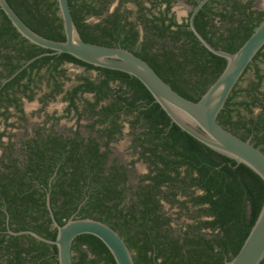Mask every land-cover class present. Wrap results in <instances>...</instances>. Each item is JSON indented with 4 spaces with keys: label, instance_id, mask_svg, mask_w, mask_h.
Wrapping results in <instances>:
<instances>
[{
    "label": "trees",
    "instance_id": "trees-1",
    "mask_svg": "<svg viewBox=\"0 0 264 264\" xmlns=\"http://www.w3.org/2000/svg\"><path fill=\"white\" fill-rule=\"evenodd\" d=\"M183 1L196 6L200 0ZM7 2L33 31L64 40L55 0ZM172 2L147 0V7L140 1L135 11L119 3L109 13L107 0H68L85 42L131 51L173 90L198 101L226 61L198 43L188 29V19L176 21ZM92 17L99 22L88 23ZM263 19L264 11L254 9L249 0H209L194 24L213 47L234 53ZM263 50L245 70L217 121L264 153V73L258 67ZM47 52L20 37L0 10V119L4 126H13L9 120L14 115L25 121L23 99L37 101L44 112L60 98L63 115H48L45 123L72 119L75 128L89 132L86 138L78 131L64 137L39 127L24 142L21 160L14 156L12 144L2 142L11 136L0 132L1 158L5 159L0 163V264H57L55 246L29 235H10L5 227L9 217V230H30L54 240L56 230L45 205L47 191L60 225L72 215L107 224L124 239L135 264L230 261L260 212L262 180L172 124L143 85L125 73L95 68L66 54L45 55L22 68ZM68 65L83 72L72 79ZM250 69L252 77L241 88ZM84 120L88 124H81ZM125 130L135 157L124 165L111 157V146ZM138 162L146 172L130 183ZM72 262L115 264L107 248L90 235L75 238Z\"/></svg>",
    "mask_w": 264,
    "mask_h": 264
},
{
    "label": "water",
    "instance_id": "water-1",
    "mask_svg": "<svg viewBox=\"0 0 264 264\" xmlns=\"http://www.w3.org/2000/svg\"><path fill=\"white\" fill-rule=\"evenodd\" d=\"M61 20L64 40L46 38L29 28L13 10L7 0H0V10L14 30L30 44L48 51L30 59L22 68L45 55L66 54L95 68L125 73L138 80L167 115L172 124L214 152L243 164L264 183V153L250 139L243 140L223 128L217 121L227 99L247 67L264 47V19L240 48L229 53L213 47L196 29L194 18L209 0H200L190 8L188 29L198 43L208 52L226 61L217 79L198 101H192L172 89L143 59L120 46L110 47L85 42L73 21L68 0H55ZM7 81V80H6ZM5 81V82H6ZM55 174L50 178V182ZM49 183V188H50ZM50 191L46 193V209L56 230L54 240L34 231L7 233L13 236L29 235L34 239L56 247L57 264H73L72 243L78 236L97 238L109 251L115 264H135L133 254L124 239L107 224L72 215L60 225L50 206ZM264 260V200L260 212L237 254L226 264H260Z\"/></svg>",
    "mask_w": 264,
    "mask_h": 264
},
{
    "label": "rangeland",
    "instance_id": "rangeland-1",
    "mask_svg": "<svg viewBox=\"0 0 264 264\" xmlns=\"http://www.w3.org/2000/svg\"><path fill=\"white\" fill-rule=\"evenodd\" d=\"M258 4L260 3V5H257L256 3V7L260 8L262 10H264V1L263 0H257L256 1ZM116 3L115 1L112 2L111 4V8H115ZM130 10L135 11V8L133 7H129ZM172 13L175 16V19L177 22L179 23H184L187 18H188V14H189V8H187L180 0H175L173 6H172ZM89 23H95L96 21L92 18L88 19ZM264 52V50H263ZM258 67L261 69V71L264 73V57L260 58V60L258 61ZM66 68L68 69V74L69 76H71V78L73 79V75L79 73L80 71L76 69V67H71V66H66ZM252 77V70L250 69L246 75L244 76L242 82L240 83V87L244 88L246 85V82ZM72 83H70L68 86H70ZM64 103H62L60 101V98H57L56 101H54L53 103L49 104V106L47 107V113L48 114H53L55 116H61L63 115V110H64ZM24 109L25 112L27 114L28 117V130H31L33 127H39L41 126L44 117L42 113H38L39 110V105L36 101H32V102H25L24 104ZM13 121V120H11ZM74 121L72 119H66L61 121L60 123H58V125L55 126V129L61 132H65L66 130H68L69 128L73 127ZM83 125L88 124V121H82ZM3 124L2 121H0V130H3ZM82 131L86 132L87 130L82 127L81 128ZM8 130V129H7ZM8 133L11 132L10 134L14 133V137L12 138V142H19V140H22V131L21 129H15L13 131H7ZM5 142H7V139L4 138ZM130 140L131 137L128 134V131L125 130L124 131V135L121 137V139L114 144V150L116 153L117 158L119 159L120 162L124 163V164H128L130 163L131 160H133V158L135 156L132 155V152L130 150L129 144H130ZM0 154H1V150H0ZM146 172V167L142 162H138L136 163L135 167H134V171L132 172V174H130L129 177V181L130 183H135L136 182V176H139L141 174H144ZM179 222V221H178ZM177 224V223H176Z\"/></svg>",
    "mask_w": 264,
    "mask_h": 264
},
{
    "label": "flooded vegetation",
    "instance_id": "flooded-vegetation-1",
    "mask_svg": "<svg viewBox=\"0 0 264 264\" xmlns=\"http://www.w3.org/2000/svg\"><path fill=\"white\" fill-rule=\"evenodd\" d=\"M107 1H109L111 4H112V2L113 1H115V3H116V6L119 4V3H121V4H123V6H124V9H126V10H128V11H130V6L131 7H133V8H135V10H136V8H137V6H136V4L135 3H137V2H140V1H143L144 2V5H146L147 7H150V4L149 3H147V0H107ZM187 8H192V7H194V6H191V5H188V4H186L183 0H180ZM244 1H248V0H244ZM249 1H251L252 2V5H253V7H254V9H257V10H259V11H264V10H262V9H260V8H257L256 6L257 5H260V3L258 4L256 1L257 0H249ZM264 1V0H263ZM174 2H175V0H173V2H172V5L171 6H173V4H174ZM256 3H257V5H256ZM111 4H110V9H109V13L114 9V8H111ZM115 6V7H116ZM131 11H133V10H131ZM171 12H172V7H171ZM189 13H190V9H189ZM189 15V14H188ZM92 19H94L96 22L95 23H97V22H99V18H97V17H92ZM188 19V18H187ZM87 22H88V20H87ZM89 23V22H88ZM179 23V22H178ZM69 66H71V67H74V66H72V65H69ZM77 70H79L80 72L79 73H82L83 72V69H80V68H76ZM79 73H77V74H79ZM92 76L93 75H95V73L94 72H91L90 73ZM27 100H25V99H23V101H22V103H23V111H24V115H25V121H19L18 120V115H14L10 120H9V123H11V124H13V126L12 127H5V126H3V130H0V132H5L6 134H7V136L9 135V136H11V138H9L8 139V137H5L6 139H7V142H5V140L4 139H2V142L7 146V145H13V147H14V156H18V158L21 160L22 159V149H23V147H24V142L26 141V140H28L29 138H32V137H34V133H35V131L39 128V127H41V129H44L45 130V133H47L48 131H52L53 133H55V134H57V135H62V136H64V137H66V136H69L70 135V132H74V131H78L79 132V134H80V136H82L83 138H86L87 137V135H88V129H86L87 131L86 132H84V131H82V129L81 128H75V121L73 122L74 123V125H73V127H71V128H69L68 130H66L65 132H61V131H58V130H56L55 129V126L56 125H58V123H60L61 121H63V120H66V119H63V120H61V121H59L56 125L54 124V125H52V123H45L46 122V120H47V116L48 115H50V114H48L47 113V108H46V110H44V112H40V110H38V113H42L43 114V117H44V120H43V122H42V124H41V126H37V127H33L31 130H28V117H27V114H26V112H25V109H24V104H25V102H26ZM27 102H29V101H27ZM37 102V101H36ZM38 103V102H37ZM38 105H39V103H38ZM39 109H40V105H39ZM12 114H15L14 113V111H12ZM50 116H55V115H53V114H51ZM55 117H59V116H55ZM11 120H13V121H11ZM0 121H2L1 119H0ZM2 124H3V122H2ZM4 125V124H3ZM9 131H13V130H15V129H21V131H22V140H19V142H12V138L14 137V133L13 134H10L11 132H7L8 130ZM123 135H124V131H123ZM122 135V136H123ZM92 136H94L93 134H92ZM117 143V142H116ZM116 143H114V144H116ZM114 144H112V153H111V157L112 158H116L117 159V161L119 162V163H121V164H124V163H122V162H120L119 161V159L117 158V156H116V153H115V150H114ZM4 149V148H3ZM3 149L2 148H0V150H1V154H0V163L2 162V161H4L5 159H2L1 158V156H2V154H3ZM125 165V164H124ZM130 182V181H129ZM5 227H6V229H7V231L9 230V217H6V219H5Z\"/></svg>",
    "mask_w": 264,
    "mask_h": 264
}]
</instances>
